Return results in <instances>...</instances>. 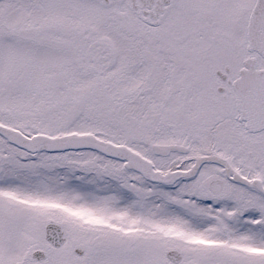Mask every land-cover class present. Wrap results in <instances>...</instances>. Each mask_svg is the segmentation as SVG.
Here are the masks:
<instances>
[{
  "label": "snow or ice",
  "instance_id": "6c2138e0",
  "mask_svg": "<svg viewBox=\"0 0 264 264\" xmlns=\"http://www.w3.org/2000/svg\"><path fill=\"white\" fill-rule=\"evenodd\" d=\"M0 264H264V0H0Z\"/></svg>",
  "mask_w": 264,
  "mask_h": 264
}]
</instances>
